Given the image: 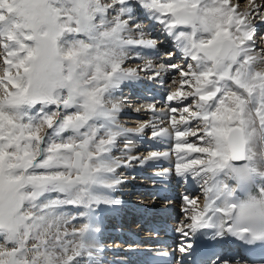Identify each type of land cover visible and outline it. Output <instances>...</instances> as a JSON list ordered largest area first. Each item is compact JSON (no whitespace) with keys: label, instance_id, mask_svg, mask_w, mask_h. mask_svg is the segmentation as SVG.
<instances>
[{"label":"snow or ice","instance_id":"1","mask_svg":"<svg viewBox=\"0 0 264 264\" xmlns=\"http://www.w3.org/2000/svg\"><path fill=\"white\" fill-rule=\"evenodd\" d=\"M243 2L0 0V264H98L117 169L164 160L203 194L173 229L187 264H264V0ZM154 84L162 114L123 127L122 86Z\"/></svg>","mask_w":264,"mask_h":264},{"label":"bare ground","instance_id":"2","mask_svg":"<svg viewBox=\"0 0 264 264\" xmlns=\"http://www.w3.org/2000/svg\"><path fill=\"white\" fill-rule=\"evenodd\" d=\"M158 35H159V33H158ZM150 37H152V38H157L158 36L156 35V32H152L151 33V36ZM164 38H162V37H158L156 40H159V42H158V47H160L162 50H165V49H167V48H169V47H171L172 48V44H171V42L170 41H168V40H163ZM140 63H143V61H139ZM129 63V65H131V66H135V64L134 63H132L131 61H129L128 62ZM154 63H157L156 62V60H154ZM165 79H167V77H165ZM154 87H159V88H161L162 89V87H160L158 84H154L153 85ZM131 88H134V86H131ZM164 89V88H163ZM158 90V89H157ZM160 92V91H159ZM129 93L131 94V91H129ZM120 94V93H119ZM125 95H128V93L127 94H125ZM118 96H122V94H120V95H118ZM159 96V95H158ZM161 96V95H160ZM123 97V96H122ZM135 97H138V98H136L137 100H134V102L133 103H131L130 101H129V98L127 97V99H124V100H127V101H124L123 102V106H122V110H128L129 109V107H130V105L131 106H140V107H142V106H146L148 103H152V102H155L156 104H157V108H158V112H157V116H159V115H161L162 113H161V109H163L165 106H166V103L164 102V101H160L161 99H153V98H151V97H153L152 96V94H148V93H146L143 89H140L139 90V93L137 94V96H135ZM119 98V97H118ZM125 98V97H124ZM133 104H136V105H133ZM127 112H130L129 110L127 111ZM133 112H135V110H133ZM138 112V113H137ZM137 112H135L134 114L135 115H138L139 117H145V118H148V120L149 119H151L152 117H151V114L150 113H147V112H145L144 111V107H142V110H140V111H137ZM141 113H144V114H142L141 115ZM120 116V115H119ZM129 119H135V117H128ZM136 119H139V118H136ZM120 120V123L122 124V122H127V120L128 119H125V117L121 120V119H119ZM138 121V120H137ZM128 122H129V120H128ZM132 122V121H131ZM142 122H146V121H141V120H139L138 122H136L137 124H138V126L140 125V123H142ZM158 123H159V121H157ZM124 124V123H123ZM123 127H126L125 125H122ZM162 126H166V125H163L162 124ZM127 128V127H126ZM148 132H149V134H150V129L149 130H147ZM122 140L123 139H121L120 141H118V147H117V149H115L114 150V155L116 156V157H121V155H122V152H123V146H124V143H126L127 141H125L124 140V142H122ZM120 144H122L121 145V147H120ZM151 144H152V142L151 141H149L148 142V144H143V143H137L136 145H135V149L136 150H138V151H143L145 148H151ZM164 146V145H163ZM117 150V151H116ZM119 150V151H118ZM159 150H163V148H159ZM164 163H168V161L167 160H164V161H158V162H155V164L154 165H144V166H139L138 168H137V171H144V172H146V174H148V175H156V179H157V182H158V187H159V192H161V189L163 190V191H168V192H171L172 193V190H173V188H172V185H171V183H170V178H169V176L168 177H163V176H161V175H159V174H157L158 172L157 171H155V167H159L160 169H162L163 168V165H164ZM133 165H139V163H137V162H133V164H132V166ZM160 165H162V166H160ZM132 166L131 167H123V168H120V169H117V173H118V176H119V178L121 179V181H122V183L117 187V189H116V191L113 193V196H114V198H116V199H118V200H120L121 201V203L120 204H118V205H115V206H105L104 207V210H103V212L99 215V217H98V223H99V227H100V232H103V235L101 236L100 235V232L97 234V239H98V242H99V245H100V247L103 249V250H106L105 248L106 247H110L109 248V257H110V259H111V262H112V264H125V263H129V264H137V260H139L143 255H140L139 253H137V252H134V257H132V255H131V257H130V259H127V257H124V256H120V250L121 251H123V252H128L125 248H123L119 243H116L115 244V246L113 247V245L112 246H108L107 244L106 245H104L103 244V237H107V238H109V236L108 235H112V236H116L115 235V233L116 232H114L113 230H108L106 227H105V223L107 222V215H110V214H115V215H119V217H121V216H123V215H125V207L127 206V203H131V204H133L132 206H134V209H136V211L139 209V211L142 213V215H144V216H146V215H149V214H152V212H153V210H154V208L153 207H150V208H144V205H148L149 204V200H150V198H148V199H144V198H142L141 199V201H139V202H136V200L133 198L134 197V194H136L134 191L135 190H139V189H141V188H144L145 186H143V185H146V182H144L143 180H140V178L139 177H137V175H136V171H130L129 173V175H127L125 172V170H130L131 168H132ZM169 166H170V161H169ZM134 167V166H133ZM137 167V166H136ZM128 168V169H127ZM168 168V167H167ZM125 169V170H124ZM124 172H123V171ZM120 171H122V174L120 175ZM163 170H161V172H162ZM128 172V171H127ZM125 175V176H124ZM126 181H127V183H129V182H131V181H133L134 183L133 184H131V185H126ZM132 183V182H131ZM139 184V185H138ZM147 184H148V186L150 185L148 182H147ZM188 187L189 188H191V189H193V187H195V185H188ZM194 190H196V189H193L192 191H194ZM189 192H191V190H189ZM129 194H132L131 196L129 195ZM148 195V194H147ZM138 196H140V195H138ZM146 196V195H145ZM147 201V204L145 203V202H143V201ZM138 203V204H137ZM168 205H169V203H168ZM170 209L171 208H167V209H164V211H166V214H168L169 212H170ZM130 212V211H129ZM135 212V211H134ZM127 215V214H126ZM165 216H167V215H165ZM118 220V217L116 216V221ZM130 222H132V220L130 221ZM127 224H130V223H127ZM131 224H133V223H131ZM112 232H114V234L112 233ZM120 232H124L123 234H122V236H121V238L123 239V240H132V237H134L135 235H133V234H131L132 236L131 237H129V232H128V230H122V228L120 229ZM117 234V233H116ZM108 249V248H107ZM118 249V250H117ZM134 249H138V246H135L134 247ZM107 252H108V250H107ZM119 257V258H117L118 260H116L115 261V257ZM98 258L101 260L102 259V254L101 253H99V255H98ZM97 258V261L100 263V260Z\"/></svg>","mask_w":264,"mask_h":264},{"label":"rangeland","instance_id":"3","mask_svg":"<svg viewBox=\"0 0 264 264\" xmlns=\"http://www.w3.org/2000/svg\"><path fill=\"white\" fill-rule=\"evenodd\" d=\"M247 7V3H246V0H244V2L241 4V10H243L244 8H246ZM262 35H264V28H261L259 31H258V33H257V36H256V43H257V45L258 46H261L262 44H264V41H261V39H260V37L262 36ZM169 49L171 50L172 48L171 47H169ZM167 59V57L166 56H164V57H161L159 60H156V62L157 63H160V62H163L164 60H166ZM173 60H175L176 62L178 61L175 57H173ZM177 63H181L180 61H178ZM154 88V92L153 93H155V94H157V95H161V88H159V87H153ZM158 89V90H157ZM160 91V92H159ZM122 94L121 93V91L120 92H118V94H117V98L118 99H121V100H123V102H124V99H126V96L125 95H123L122 94V96H118V95H120V94ZM153 96V95H152ZM125 97V98H124ZM131 106V105H130ZM137 108V107H136ZM132 111V110H131ZM138 110H135V112H137ZM133 112V111H132ZM135 112H133V113H135ZM138 113V112H137ZM142 114H144V113H141V115ZM124 117L121 115V116H119V119H123ZM138 118L139 119H129V118H125V119H128L129 120V122H128V120H127V122H122V124L121 125H125L127 128H135V127H138V124L136 123V122H138L139 120H141V121H148V118H145V117H139L138 116ZM138 120V121H137ZM132 121V122H131ZM124 123V124H123ZM162 126V125H161ZM126 141V140H125ZM122 142H124V140H122ZM121 145L122 144H120V147H121ZM136 150V149H135ZM117 151V150H116ZM119 151V150H118ZM134 166V167H133ZM132 166V168H138L139 166H140V164L139 165H133ZM128 169V168H127ZM125 170V169H124ZM126 172V174L127 175H129L130 173V171H132V169H128V170H125ZM128 171V172H127ZM121 172V171H120ZM122 174V172L120 173V175ZM125 176V175H124ZM132 182V183H131ZM131 182H129V183H127V185L129 184V185H131V184H133L134 182L133 181H131ZM194 191H196V190H194ZM75 223V222H74Z\"/></svg>","mask_w":264,"mask_h":264}]
</instances>
